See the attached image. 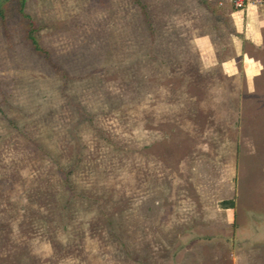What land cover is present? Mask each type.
<instances>
[{"label":"rangeland","instance_id":"obj_1","mask_svg":"<svg viewBox=\"0 0 264 264\" xmlns=\"http://www.w3.org/2000/svg\"><path fill=\"white\" fill-rule=\"evenodd\" d=\"M18 3L0 0V264H264L234 262L242 245L229 239L181 242L187 216L207 225L196 219L214 214L194 192L218 180L179 171L186 158L203 176L200 160L229 135L218 127L225 103L208 95L240 92L230 103L244 110V143L257 136L264 50L254 53L263 65L254 94L242 96L245 86L218 71L215 84L187 83L210 74L193 46L209 27L196 0H27L47 59ZM254 144L243 170L263 179L264 143ZM242 250L264 257L260 245Z\"/></svg>","mask_w":264,"mask_h":264},{"label":"crops","instance_id":"obj_2","mask_svg":"<svg viewBox=\"0 0 264 264\" xmlns=\"http://www.w3.org/2000/svg\"><path fill=\"white\" fill-rule=\"evenodd\" d=\"M196 1L204 8V15L209 20V27L202 35L193 39V46L200 58L198 67L210 74L189 77L190 80L187 79V83L213 82L215 84L216 82L211 81L210 78H216L217 76H212V72L218 71L220 82L242 84L246 89L242 96L254 94V85L261 76L263 67L262 62L254 56V53L264 50V7L248 6L243 10H235L232 0ZM240 95V92H224L217 96L208 95L206 97L208 100H223L225 103V111L219 109L217 112L214 108H207L211 109L210 114L218 113L220 116H229L223 119L225 125L221 123L223 120H219L220 125L218 124V127L228 131L229 135H223L224 141L218 143V146L220 145L222 148L219 155L213 158L207 156L206 161L203 160L204 158L200 160L201 163L207 162L206 165L208 164L203 176L200 175L199 169L196 171L194 166L189 168L186 158L180 160V165L183 168H179L181 172L193 173L196 179L218 180L217 185L211 184L209 188H199L200 190L194 192L196 196L202 197L206 204L214 205V214L203 215L199 217L200 219H196L198 222L208 223L207 225L196 224L195 218L187 216V223L182 224L187 232L180 238L181 242L194 244L199 241L197 239L200 238L197 236L199 234H203V237L198 243H210L211 241L208 240L210 236L218 237L217 242L221 243H226L225 241L229 239L232 244L243 246V248L242 246L239 248L240 250L232 252L234 262L239 257L246 260L264 259L263 255L253 256L252 253L246 255L242 250L249 244L264 247V183H262L264 177L262 179L263 174L255 176V174L244 173L243 170L244 161L254 157L253 154H250L255 153L257 148L254 143H264V124L257 127L258 134L255 138H251L250 144L244 143L242 132L244 110L240 106V102L233 106L230 103V100L238 99ZM188 99L192 100L195 97L189 95ZM156 109H154V114L157 120L159 113ZM188 124L192 127L196 126L194 120H190ZM205 136L203 135V137ZM207 139L204 138L203 141ZM202 144L203 155L207 152L212 153L205 142ZM187 146L192 147L190 143H187ZM197 147L201 148L199 145ZM247 148L250 149V153L246 154L244 149ZM260 170L264 171V163L260 166ZM258 188H261L259 194H257ZM204 208L207 210L206 206ZM217 217H221V219ZM195 228H202V231ZM212 229H215V235H208ZM203 238H206V241Z\"/></svg>","mask_w":264,"mask_h":264},{"label":"trees","instance_id":"obj_3","mask_svg":"<svg viewBox=\"0 0 264 264\" xmlns=\"http://www.w3.org/2000/svg\"><path fill=\"white\" fill-rule=\"evenodd\" d=\"M26 1L27 0H19V9H18V12L19 14L21 15L22 18L26 19L28 21V25H29V31H28V40L31 42L34 50L37 52V53H41L43 54L47 59H48V55L46 52H44L39 46H38V43L35 39V36H34V31H35V28H34V23H33V20L27 16L25 13H24V8H25V4H26ZM137 3H139V0H136ZM140 4V3H139ZM144 20H145V24L148 28V30L150 31V33H152V28H151V25L148 21V17L146 15V13L144 14ZM0 18L2 19V21L5 20V14L3 11L0 10ZM232 204V203H231Z\"/></svg>","mask_w":264,"mask_h":264},{"label":"built area","instance_id":"obj_4","mask_svg":"<svg viewBox=\"0 0 264 264\" xmlns=\"http://www.w3.org/2000/svg\"><path fill=\"white\" fill-rule=\"evenodd\" d=\"M235 10H243L248 6L264 7V0H232Z\"/></svg>","mask_w":264,"mask_h":264}]
</instances>
